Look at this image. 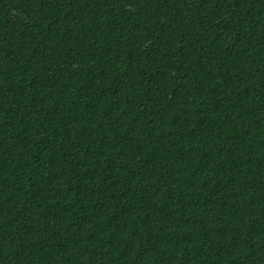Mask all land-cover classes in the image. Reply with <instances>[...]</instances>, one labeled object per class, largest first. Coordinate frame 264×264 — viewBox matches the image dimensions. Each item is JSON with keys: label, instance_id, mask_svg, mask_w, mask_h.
<instances>
[{"label": "trees", "instance_id": "16d2710c", "mask_svg": "<svg viewBox=\"0 0 264 264\" xmlns=\"http://www.w3.org/2000/svg\"><path fill=\"white\" fill-rule=\"evenodd\" d=\"M0 264H264V0H0Z\"/></svg>", "mask_w": 264, "mask_h": 264}]
</instances>
